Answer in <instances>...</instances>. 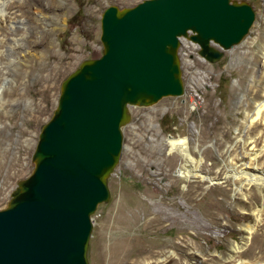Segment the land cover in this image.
Wrapping results in <instances>:
<instances>
[{
	"label": "rangeland",
	"instance_id": "obj_1",
	"mask_svg": "<svg viewBox=\"0 0 264 264\" xmlns=\"http://www.w3.org/2000/svg\"><path fill=\"white\" fill-rule=\"evenodd\" d=\"M141 1L55 0L62 16L46 25L50 38L31 30L16 36L19 44L42 42L41 50L5 46L0 53V210L31 173L60 83L101 55L103 10ZM232 1L254 13L242 42L208 64L180 39L183 95L128 108L109 200L91 216L88 264H264V186L247 185L242 172L252 165L264 173V112L248 123L264 103V0ZM233 246L242 248L234 253Z\"/></svg>",
	"mask_w": 264,
	"mask_h": 264
},
{
	"label": "water",
	"instance_id": "obj_2",
	"mask_svg": "<svg viewBox=\"0 0 264 264\" xmlns=\"http://www.w3.org/2000/svg\"><path fill=\"white\" fill-rule=\"evenodd\" d=\"M252 8L232 0H142L100 15L101 55L60 83L31 154L32 170L0 210V264H88L91 216L109 200L129 107L183 95L180 39L213 64L240 44ZM216 46L217 48H215Z\"/></svg>",
	"mask_w": 264,
	"mask_h": 264
},
{
	"label": "bare ground",
	"instance_id": "obj_3",
	"mask_svg": "<svg viewBox=\"0 0 264 264\" xmlns=\"http://www.w3.org/2000/svg\"><path fill=\"white\" fill-rule=\"evenodd\" d=\"M59 1L66 2V0ZM59 12L60 11L55 5V0H0V53L5 46L15 51L29 48L36 51L41 50L44 46L42 42L27 41L19 44L16 36H18L19 33H22L23 35L29 33V30H31V35L41 34L45 38H50V32L52 29H46V25L50 24L52 19H57L58 16L61 17L62 15H59ZM21 21H23V23H20ZM18 25L22 28L18 29L16 27ZM6 30L8 31V34L10 33L9 35H11V38H7V36L1 37L4 33L3 31ZM262 67L264 68V54L262 57ZM263 112L264 103L260 102L256 106V111L250 115L248 123H254V121L261 117ZM252 149H250V152H252H248L246 155L250 156L251 160L254 161L258 154ZM249 168L250 169L242 171L244 172L243 175L245 176V180H247V185L256 184L264 186V173L261 170H258L256 166L251 165ZM175 175H177V171ZM250 229L251 228L246 229L245 233L247 235L251 234L249 233L251 232ZM246 239L244 242L247 241ZM241 248L242 247L233 246V252L238 253Z\"/></svg>",
	"mask_w": 264,
	"mask_h": 264
}]
</instances>
